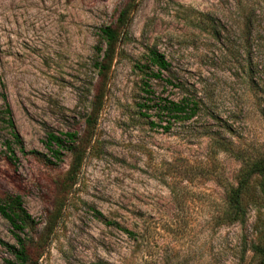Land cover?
<instances>
[{
    "label": "rangeland",
    "instance_id": "1",
    "mask_svg": "<svg viewBox=\"0 0 264 264\" xmlns=\"http://www.w3.org/2000/svg\"><path fill=\"white\" fill-rule=\"evenodd\" d=\"M123 10L100 75V29ZM150 50L170 65L160 79L146 67ZM185 99L196 115L167 125L159 101ZM49 133L76 134L74 179L72 154L54 159ZM255 158H264V0H0V201L19 196L31 217L20 234L27 264H257L264 175L243 196L244 223H222L224 186ZM12 232L0 216V240L15 245ZM0 264L19 263L0 245Z\"/></svg>",
    "mask_w": 264,
    "mask_h": 264
},
{
    "label": "trees",
    "instance_id": "2",
    "mask_svg": "<svg viewBox=\"0 0 264 264\" xmlns=\"http://www.w3.org/2000/svg\"><path fill=\"white\" fill-rule=\"evenodd\" d=\"M126 22V10L119 13V16L115 22L114 26H105L100 29V36L102 40L107 45V48L101 55L100 61L95 62V67L98 69L100 75L107 73L111 61L115 53V45L119 42L121 37V30ZM98 49L97 53H100ZM147 68H154L156 73L151 74L154 79H160L161 74L169 72L170 65L166 62L165 58L156 52L155 50H150L147 56ZM149 93V91L147 90ZM103 94L99 96H94L87 125L90 123L93 125L98 112L100 111L102 104ZM160 105L157 108L158 114L165 115L168 117V124L171 122L188 121L192 119L197 112V104L195 102H188V100H181L179 102L161 100ZM6 105V104H5ZM5 113L10 116V110L6 105ZM93 116V122H90V117ZM8 128L10 129V135L12 143L18 146L20 152H23L22 141L15 131L14 124L11 118L6 121ZM164 129H168L165 127ZM75 133H64L61 136H56L52 133L47 135L46 148L54 159L59 160L63 151L69 152L73 156V166L69 175L71 179L76 176V169L81 162V155L79 152V147L76 143ZM7 151L10 153V158H15L14 151L11 149V143H6ZM264 175V158L255 159H245L235 177V184H229L224 186V200H223V217L222 223L224 224H243L245 220V208L243 196L247 192L250 182L253 178ZM75 182H73L74 184ZM0 216L5 219L13 230L14 238L16 239L15 245H8L0 240V245L6 248L9 253L12 254L15 261L19 264H27L29 261L28 251L22 240L20 234L24 232V228L30 223L31 217L28 212L23 207L22 201L19 196H7L3 201H0ZM51 224L47 222L45 226V231L51 232ZM127 234L131 235L130 232L124 230ZM250 250L253 256L257 259V264H264V240L259 239L250 245Z\"/></svg>",
    "mask_w": 264,
    "mask_h": 264
}]
</instances>
